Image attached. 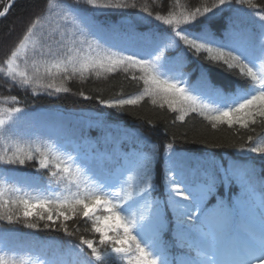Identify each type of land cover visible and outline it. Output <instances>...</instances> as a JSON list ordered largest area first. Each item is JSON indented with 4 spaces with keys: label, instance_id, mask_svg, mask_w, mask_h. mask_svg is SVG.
I'll list each match as a JSON object with an SVG mask.
<instances>
[{
    "label": "snow or ice",
    "instance_id": "6c2138e0",
    "mask_svg": "<svg viewBox=\"0 0 264 264\" xmlns=\"http://www.w3.org/2000/svg\"><path fill=\"white\" fill-rule=\"evenodd\" d=\"M16 3L17 0H0L3 5L0 8V18H7ZM81 4L84 7H80ZM245 4H251V0H212L210 5L196 7L192 11L173 10L168 11L167 15L156 13L154 17L152 12L144 7L142 11L148 14L144 18L149 19V23L160 22L161 33H172L159 36L151 34L149 37L141 33L137 37L150 39L155 43L153 51L147 54L149 57L154 56V60L145 58L144 54L125 53L124 49H118L121 53L118 56L81 59L72 54V49L59 48L64 41L56 39L54 32L49 39L55 40L59 50L53 51L49 48L46 53H37L51 58L53 62L45 63L42 73L41 65L34 60L31 65L32 73L29 74L27 63L25 69L20 71L17 61L20 51L26 48L35 28L33 23L0 65V71L13 87L27 88L36 85L51 95L53 92L58 94L70 91L68 87L55 86L57 77L68 81L73 75L83 76L85 72L96 71L99 74L101 69L115 72L118 69L127 71L129 68L138 67L142 75L139 78L133 76L132 79L143 80L146 86L145 94L153 97L152 104H156V97H160L163 100L161 107L167 104L172 111L183 113L189 110L197 112L199 109L201 114H204L203 109H211L212 104L205 103L200 94H194L193 90L182 86L178 79L161 78V74L167 75L171 71L167 67L168 58L164 56L165 51L170 47L179 48L182 42L183 50L172 58L175 64L183 67L186 60L195 59L229 71L239 68L243 76L255 82L250 91L236 96L216 89L203 72L199 77L202 85L200 92L212 103L219 105L211 114L205 115L211 122V127L216 129L218 124H226L229 128L239 125L254 132L257 118H260L259 125L264 127V73L258 74L253 66L257 53L264 57V16H261L260 38L253 39L247 45L232 39L231 33L225 36L223 33L228 32L227 26H224L223 31L218 27L224 14L234 10V5ZM129 7L135 8L136 5H129L126 0H71L70 3H61L60 14L70 25L81 11H88L95 16L97 12ZM251 7L255 8V5ZM161 58H164L165 63H160ZM43 80L50 82L42 83ZM33 94H36L35 88ZM142 99L143 96H140L100 100V103L110 109L123 110L125 105H136ZM26 115L25 110L19 107L0 113V140L34 138V133L22 132L18 127L19 121ZM97 119L99 120V117ZM178 119L183 121L185 115H180ZM100 123L105 126L107 124L106 121ZM247 141V144H240L239 147L236 144L208 145L211 148L230 147L241 153V157L231 153L233 158L226 160L215 152L210 153L207 158L200 153V159L184 155L176 146L175 138L159 145L145 138V149L134 144L130 152L125 150L124 158L131 156L133 163L115 181L96 177L93 173V179L99 184L100 191L86 187L83 194L77 192L64 199L13 201L12 203L17 205L15 213L6 210L5 204L0 202V221L13 224L20 223L23 219L24 227L38 230L39 223L32 220L35 217L37 221H44V229L63 230L71 236L73 233L68 231L67 221L82 215L92 222L94 232L99 234V247L97 241L82 237L80 243L75 245L78 254H83L80 264H114L117 260L125 261L126 264H264V228L256 229L242 223L241 210L231 198L225 201L221 195L220 199L213 203L218 190L224 187L232 191L233 186L238 184L246 195L251 192L257 172L255 164L249 163L248 160L254 161L258 158L264 161V143L257 142L253 135H248ZM56 147L58 151L64 149L59 143ZM245 153L249 156L244 157ZM66 156L65 160L47 149L11 144L0 151V167H22L34 162L37 171L49 170L53 178H63L65 175L71 177V164H77L78 171L83 167L85 171L93 172L79 153L76 156L66 153ZM52 168L55 171H51ZM126 173L133 174L127 175L126 183L120 186L119 191H110L109 189H114L120 184ZM261 180L264 182V175H261ZM157 183L163 184L166 193L162 200L154 196ZM209 204L212 205L211 209ZM133 208L135 211H130ZM214 213H218L216 220L213 219ZM238 224L241 226L237 227ZM168 232L172 233V247L181 251L187 250L185 255L189 256V259L178 262L175 258L169 260L162 253L158 241ZM220 238H223L226 247L225 260L218 259L212 251L213 245ZM85 246L88 250L86 254ZM201 250H206L207 253L203 260L198 258ZM42 264L49 262L43 261Z\"/></svg>",
    "mask_w": 264,
    "mask_h": 264
},
{
    "label": "trees",
    "instance_id": "16d2710c",
    "mask_svg": "<svg viewBox=\"0 0 264 264\" xmlns=\"http://www.w3.org/2000/svg\"><path fill=\"white\" fill-rule=\"evenodd\" d=\"M62 2L70 3L71 0H17L7 18H0V65L3 64L10 51L18 45L19 40L26 34L27 28L33 23L35 28L31 34L30 45L18 59L20 71L25 69L27 63L29 74L32 73L31 65L34 60L41 65L42 73L43 65L53 62L51 58L37 54L46 53L49 48H52L53 51H58L59 48L72 49V54L78 55L81 59L84 57L120 55L121 53L118 50L109 46L110 44L107 41L96 35L95 29L103 30L104 25L107 24L109 30L114 33L121 19H131L130 24L120 22L117 28L118 34H116L119 43L129 44L131 41L125 38L127 31L137 28L147 30L152 29L149 27L160 28L161 26L160 22L149 23V19L144 18L148 15L142 11L144 7H147L154 17L156 13L167 15L168 11L173 10L176 12L192 11L196 7L202 8L205 5H210L212 0H178V2L177 0H126L129 5L135 4L136 7L103 13L97 12L95 16L88 11H81L78 13V18L73 20L70 25L65 22L60 14ZM251 5H255V8H252ZM2 7L3 5L0 4V8ZM80 7H84L83 4ZM233 8H239V13L248 15L243 21L234 24L238 28L252 29L261 26V22L260 25H257L259 19L252 20L249 15L264 11V0H251V4L234 5ZM230 12H233V10L225 13L218 25L221 31H223L224 26H229L227 19H230L228 17ZM162 27L167 28L168 26ZM13 28L15 29L14 34L7 37L6 35ZM58 28L59 31L57 32ZM54 32H56V39L64 41L59 48L56 47L55 40L49 39ZM181 50H183L182 42H180L178 51ZM183 71L188 73L193 80L199 78L203 72L216 89L236 96L239 91L244 93L250 91L255 83L249 77L243 76L239 68L229 71L204 63L202 60H186ZM141 75L139 68L135 67L129 68L127 71L118 69L115 72L101 69L99 74L96 71L85 72L83 76L73 75L68 81L57 77L55 86H65L70 91L58 94L53 92L49 95L45 89L36 87V85L27 88L13 87L7 81L4 73L0 71V113L10 108L19 107L24 109L27 115L19 121L18 127L22 132L35 134L32 139L0 140V151L11 144H20L25 147L31 145L33 148L47 149L66 160L67 156L60 150L58 151L54 145L53 129L48 125L45 127L43 124V122L52 124L55 117H60L64 122L73 123L78 128V130L73 131V136L79 137V140L88 139L87 143L82 145L83 148H86L89 142L94 141L93 148L96 151L106 153L109 152L107 149H110V153L118 158H121L125 150L132 149L134 144L141 149H145V138L150 139L155 145H159L161 142L167 143L175 138V144L182 150L183 154L192 156L195 159L201 158L200 153H203V156L207 158L212 152H215L218 156H223L226 160L233 158L231 153H234L236 157H241V153L230 147L211 148L208 145L236 144L239 147L240 144L248 143V135H253L257 142L264 143V127L259 125L260 118H257L254 132L239 125L229 128L226 124H218L217 128L213 129L211 122L205 118V115L211 114L212 110L215 109L213 105L211 109H203L204 114H201L199 109L197 112L189 110L187 113H183L172 111L167 104L161 107L163 100L160 97H156L157 103L152 104L153 97L145 94L146 86L143 80L132 79L133 76L139 78ZM41 82L47 83L50 81L43 80ZM241 85H244V87H241ZM33 88L36 90L35 95L33 94ZM140 96H143V99L138 104L125 105L123 110L110 109L100 103V100L128 99ZM13 97L16 99L13 100ZM85 97H88V99H85ZM180 115H185L183 121L178 119ZM79 118L84 119L79 120ZM34 121L36 124H33ZM100 121H106V126L101 124ZM112 125L116 126L112 139H109L107 133L111 131ZM128 130L132 133L131 135L127 133ZM133 130L139 131L133 132ZM251 155L255 156L256 154ZM243 156L247 157L249 154L245 153ZM112 158V156H105L106 164H110ZM248 162L255 164L257 172L251 192L246 195L238 184L233 186L232 191L224 187L218 190L213 203L219 200L222 195L225 201L230 198L233 203L236 200L239 201L242 205L239 207L240 210L247 213V215L256 216L259 212L255 211L253 202L256 201L258 205H261L262 200H264V182L261 180V175H264V171H262L264 170V161L257 158L254 161L248 160ZM36 167L37 165L34 162H29L22 167H0V202L5 204L6 210L15 213L17 205L12 202L24 198L16 193L14 181L5 178V170H13L17 176H20L22 172L29 173L28 171H32L46 183L58 188L61 191L58 197L60 199L70 197L77 192L83 194L86 187L94 191H100L92 187V178L83 167H80L79 171L77 170V164H71V177L65 175L63 178H53L49 170L41 169L37 171ZM92 167L95 168L94 165ZM51 171H55V169L52 168ZM154 195L161 200L165 198L166 193L162 183H157ZM209 206L212 205L209 204ZM20 214L22 217V211ZM32 220L39 223L38 230L24 227L23 219L20 223L13 224L0 221V237L3 238V233L7 236L5 237L7 239L6 243H0V261H2V264H32L27 257L30 250H25L26 246H33L37 252L44 254V256H67L72 264H80L83 260V254H78L75 249V245L80 243V239L83 237L84 239L94 240L98 244L99 234L94 232L92 222L87 221L82 215H77L67 221L68 231L73 233L71 236L65 234L63 230L44 229V221H37L35 217ZM57 223L59 224V222ZM237 227H240L239 224ZM26 238L29 242L25 241ZM171 240V232L163 234L160 239L166 252L174 258L185 254L187 250L181 251L179 248H173ZM72 252H74L73 258H71ZM87 252L85 246L84 253ZM114 264H118V261H115Z\"/></svg>",
    "mask_w": 264,
    "mask_h": 264
},
{
    "label": "rangeland",
    "instance_id": "374dc122",
    "mask_svg": "<svg viewBox=\"0 0 264 264\" xmlns=\"http://www.w3.org/2000/svg\"><path fill=\"white\" fill-rule=\"evenodd\" d=\"M14 32H15V29L13 28V29H11L10 30V32L6 35L7 37H10V36H12L13 34H14ZM151 34H155V35H157V36H159V35H161L162 33H152V32H149V33H146L144 36L145 37H149ZM148 45H150V47L152 48V50H153V48L155 47V43L152 41V40H150V39H143ZM171 48H173V47H170L169 49H171ZM169 49H167V50H169ZM166 76H168V77H170V78H175V79H178L177 78V76H175V75H173L171 72H169ZM66 143L67 142H65V143H63V144H61V145H63V146H65L66 145ZM78 144H76L75 145V147L77 146ZM67 151H68V153L70 152L69 151V149H66ZM77 155V154H76ZM90 155V154H89ZM80 156H84V154H81ZM127 164L128 163H130V162H126ZM132 166V163H130V164H128V166L127 167H125V168H119L118 170H116L115 172H114V178L111 180V181H115V179L116 178H118V177H120L121 176V174L122 173H125V170L126 169H128V168H130ZM120 170V171H119ZM133 173H126L125 174V176H124V179H122L121 181H120V184L119 185H117L116 186V188H114V189H109L110 191H119V188H120V186H123L125 183H126V180H127V175H132ZM142 186V185H141ZM130 211H135V208H133V209H131ZM215 215H216V213H214V216H213V219L214 220H216L217 218H214L215 217ZM159 248H160V250H161V247H160V245H159ZM205 253H206V250H203ZM216 255H217V258L218 259H220V260H225V259H227V255H226V247H225V244H224V242L223 241H218V244H217V246H216ZM206 257H203V258H201V260H203V259H205ZM42 262H43V260H42ZM122 264H124L125 263V261H120ZM49 264H54L52 261H50V263Z\"/></svg>",
    "mask_w": 264,
    "mask_h": 264
}]
</instances>
